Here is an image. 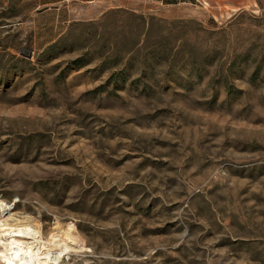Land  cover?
<instances>
[{"label":"rangeland","instance_id":"obj_1","mask_svg":"<svg viewBox=\"0 0 264 264\" xmlns=\"http://www.w3.org/2000/svg\"><path fill=\"white\" fill-rule=\"evenodd\" d=\"M0 203L60 264H264V0H0Z\"/></svg>","mask_w":264,"mask_h":264},{"label":"bare ground","instance_id":"obj_2","mask_svg":"<svg viewBox=\"0 0 264 264\" xmlns=\"http://www.w3.org/2000/svg\"><path fill=\"white\" fill-rule=\"evenodd\" d=\"M33 220L0 203V256L7 264H60L64 250L54 251L50 248L67 245L74 249L73 234L71 242L61 239V235H52L48 241H44L36 225H31ZM46 247L45 255L41 256V249ZM41 260H44L42 262Z\"/></svg>","mask_w":264,"mask_h":264}]
</instances>
